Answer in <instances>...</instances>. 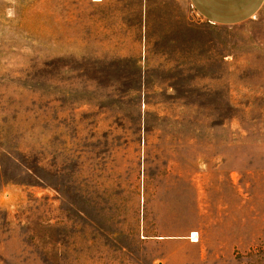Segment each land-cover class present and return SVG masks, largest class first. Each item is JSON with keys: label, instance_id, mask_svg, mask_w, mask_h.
<instances>
[{"label": "rangeland", "instance_id": "rangeland-1", "mask_svg": "<svg viewBox=\"0 0 264 264\" xmlns=\"http://www.w3.org/2000/svg\"><path fill=\"white\" fill-rule=\"evenodd\" d=\"M0 264H264V7L0 0Z\"/></svg>", "mask_w": 264, "mask_h": 264}, {"label": "crops", "instance_id": "crops-1", "mask_svg": "<svg viewBox=\"0 0 264 264\" xmlns=\"http://www.w3.org/2000/svg\"><path fill=\"white\" fill-rule=\"evenodd\" d=\"M205 21L216 26H234L254 18L264 7V0H188Z\"/></svg>", "mask_w": 264, "mask_h": 264}]
</instances>
